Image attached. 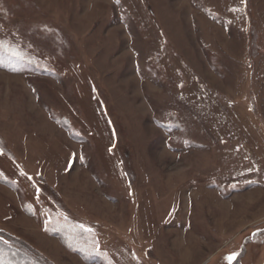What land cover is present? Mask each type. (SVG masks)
<instances>
[{
	"label": "rangeland",
	"instance_id": "rangeland-1",
	"mask_svg": "<svg viewBox=\"0 0 264 264\" xmlns=\"http://www.w3.org/2000/svg\"><path fill=\"white\" fill-rule=\"evenodd\" d=\"M0 41V232L264 264V0H0Z\"/></svg>",
	"mask_w": 264,
	"mask_h": 264
},
{
	"label": "trees",
	"instance_id": "trees-1",
	"mask_svg": "<svg viewBox=\"0 0 264 264\" xmlns=\"http://www.w3.org/2000/svg\"><path fill=\"white\" fill-rule=\"evenodd\" d=\"M61 234L64 238L63 243L68 245L67 247L71 246V249L77 251L87 262L95 263L105 258L103 254L96 250L95 245L93 246V240L85 237L86 233L80 227L69 226L61 230ZM0 259L5 264H50L29 245L2 232H0ZM235 263L233 262V264Z\"/></svg>",
	"mask_w": 264,
	"mask_h": 264
},
{
	"label": "snow or ice",
	"instance_id": "snow-or-ice-1",
	"mask_svg": "<svg viewBox=\"0 0 264 264\" xmlns=\"http://www.w3.org/2000/svg\"><path fill=\"white\" fill-rule=\"evenodd\" d=\"M4 48H5L4 43H3L2 41H0V49H4ZM88 231H91V230L88 229ZM236 257H237V254H236V253H233V254L230 255L227 259H228L229 261H234V260L236 259ZM0 264H5V262H4L2 259H0Z\"/></svg>",
	"mask_w": 264,
	"mask_h": 264
}]
</instances>
